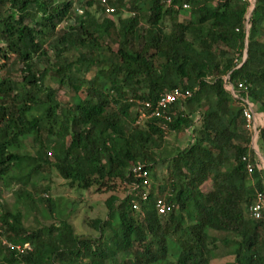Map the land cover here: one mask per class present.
Listing matches in <instances>:
<instances>
[{"label": "trees", "instance_id": "obj_1", "mask_svg": "<svg viewBox=\"0 0 264 264\" xmlns=\"http://www.w3.org/2000/svg\"><path fill=\"white\" fill-rule=\"evenodd\" d=\"M107 4L117 19L103 0H0V188L17 187L14 209L0 189V264H212L220 243L235 264H264V221L249 217L264 194V170L243 107L226 88L227 77L247 86L264 115V0L250 20L243 0ZM184 6L190 16L181 22ZM18 74L29 88L24 100ZM174 89L192 96L167 110L168 131L196 138L163 156L165 120L137 125L131 101L155 105ZM28 140L35 154L24 153ZM257 143L264 156V132ZM138 164L150 172L149 187L133 174ZM165 166L167 179L153 183ZM43 171L72 189L111 194L108 218L89 223L97 237L65 220L26 227L37 200L57 221L54 201L34 196Z\"/></svg>", "mask_w": 264, "mask_h": 264}, {"label": "rangeland", "instance_id": "obj_2", "mask_svg": "<svg viewBox=\"0 0 264 264\" xmlns=\"http://www.w3.org/2000/svg\"><path fill=\"white\" fill-rule=\"evenodd\" d=\"M254 1V0H253ZM92 14L96 16H101V13L96 7L90 9ZM145 10V14H146ZM122 18H127L129 14L125 11L121 12ZM190 12L188 9H184L181 14L180 21H186L189 18ZM117 19V16H115ZM70 25V24H68ZM63 26V25H62ZM77 57V56H75ZM18 73V70H16ZM4 78V74H0V81ZM13 80L18 83V97L21 100L26 98L29 88H26V85L23 82L21 75L13 77ZM114 98V94H112ZM61 97L66 104L70 105L72 98L71 94H68L65 90L61 92ZM45 100V97L42 98ZM132 114V112H131ZM134 117V114H132ZM165 142L162 145L163 148L160 150L165 156L167 152H174V148H183L187 144L191 143V137L189 138L185 134H173L170 131H167ZM255 139V138H254ZM253 139V140H254ZM190 140V142H189ZM185 143V144H183ZM183 144V145H182ZM182 145V146H180ZM253 148L257 149L261 157L264 159V156L261 153V149L258 146V143L253 144ZM26 150L25 152H30L35 154L33 144L30 141H26ZM166 169L164 167H159L155 172L156 177L152 178L157 182L164 181L166 178ZM154 179V180H153ZM33 182L37 185L39 191L34 193L32 187L30 191H33L35 199L45 198L46 195L52 199L56 206V216L57 221L54 219H49V217L44 214V208L40 203V200H37L36 209L31 212V214L25 218V225L31 230H36L38 228L50 226L52 224L58 223L60 221L70 222L77 234L87 237H97L98 233L92 229L89 223L96 219L106 220L108 218V209L106 206V201L110 198L111 194L109 193H97L96 188H93L89 191H83L78 189H72L68 186L67 182L55 171H43L36 178L33 179ZM2 190V203L6 205L7 209H14L15 198L13 192L17 190L16 186H12L9 189L0 188ZM43 189L44 191H41ZM117 195L121 198H124L125 192L123 188L118 190ZM221 238H224V235H221ZM228 248L225 247L222 243L219 244L218 257L215 259L212 264H235L236 258L228 256ZM226 255V256H225Z\"/></svg>", "mask_w": 264, "mask_h": 264}, {"label": "built area", "instance_id": "obj_3", "mask_svg": "<svg viewBox=\"0 0 264 264\" xmlns=\"http://www.w3.org/2000/svg\"><path fill=\"white\" fill-rule=\"evenodd\" d=\"M75 2L76 0H69ZM248 1L252 4L250 11L255 6L256 0H243ZM106 4L105 12L107 16L114 17L116 15V9L108 6L107 0H103ZM184 9H188V6H184ZM250 20V16H249ZM251 28L250 23H247V31ZM230 78H226V88L231 92L235 99H237L243 107V115L247 121L249 130L253 134V144L258 142V138L261 132H264V118L259 119L255 112V106L249 99V88L243 84H240L237 88L229 81ZM192 94L189 91L183 92L181 89H174L171 92L161 95L159 100L154 105L152 102L142 99L131 101L132 113L136 117V124L143 125L146 120L151 118H163L165 123L162 125L164 131H168V123H171L172 118L166 112L176 104L183 103L187 98L191 97ZM253 146V145H252ZM256 154L260 157L261 163L258 168L264 170V161L260 156L257 149L253 148ZM258 152V153H257ZM253 167H249V171L252 172ZM133 174L135 177L143 182L144 187H149L151 184L150 172L146 169L143 164H138L133 167ZM157 210L161 215L167 213L168 207L164 200L159 199L157 201ZM134 209H138L135 204ZM249 217L253 220L264 221V194L259 193L257 196L256 203L249 210ZM4 244H7L4 242ZM29 248V246H26Z\"/></svg>", "mask_w": 264, "mask_h": 264}, {"label": "crops", "instance_id": "obj_4", "mask_svg": "<svg viewBox=\"0 0 264 264\" xmlns=\"http://www.w3.org/2000/svg\"><path fill=\"white\" fill-rule=\"evenodd\" d=\"M255 109V108H254ZM255 112H256V109H255ZM256 114H257V117L259 118V119H263L264 118V115L263 114H259L258 112H256ZM192 130V129H191ZM168 133V132H167ZM166 133V134H167ZM173 134H175V133H173ZM182 134H185L188 138H189V136L191 137V140H192V142L191 143H194L195 142V138H196V135L195 134H192V131H187V132H185V133H182ZM189 142H190V140H189ZM183 144H185V143H183ZM182 144V145H183ZM190 144V143H189ZM189 144H187V146L189 145ZM182 145H180V146H182ZM187 146L186 147H183V148H174L175 150L174 151H176V150H184L185 148H187ZM258 153V152H257ZM261 156V155H260ZM259 157V156H258ZM260 158V157H259ZM263 159V158H262ZM263 161H264V159H263ZM165 169H166V178L164 179V181L167 179V167L165 166L164 167ZM211 190V184L210 183H207L206 185H205V191L206 192H209Z\"/></svg>", "mask_w": 264, "mask_h": 264}, {"label": "water", "instance_id": "obj_5", "mask_svg": "<svg viewBox=\"0 0 264 264\" xmlns=\"http://www.w3.org/2000/svg\"><path fill=\"white\" fill-rule=\"evenodd\" d=\"M255 10V6L252 8V10L250 11V18L252 17L253 15V12ZM250 31V30H249ZM247 46H248V43H247ZM248 58V50H246L245 52V60Z\"/></svg>", "mask_w": 264, "mask_h": 264}]
</instances>
